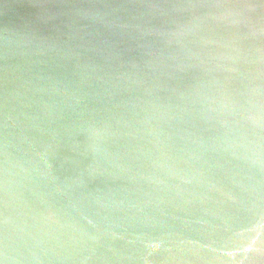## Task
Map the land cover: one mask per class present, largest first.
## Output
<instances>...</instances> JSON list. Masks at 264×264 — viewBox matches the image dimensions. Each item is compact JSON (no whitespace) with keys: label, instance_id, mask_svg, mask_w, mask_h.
Segmentation results:
<instances>
[{"label":"water","instance_id":"1","mask_svg":"<svg viewBox=\"0 0 264 264\" xmlns=\"http://www.w3.org/2000/svg\"><path fill=\"white\" fill-rule=\"evenodd\" d=\"M0 264H264V0H0Z\"/></svg>","mask_w":264,"mask_h":264}]
</instances>
